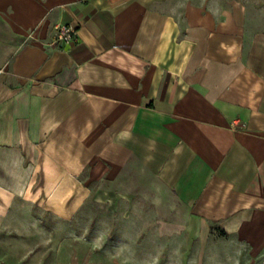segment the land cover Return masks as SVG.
<instances>
[{"label": "crops", "instance_id": "1", "mask_svg": "<svg viewBox=\"0 0 264 264\" xmlns=\"http://www.w3.org/2000/svg\"><path fill=\"white\" fill-rule=\"evenodd\" d=\"M94 180L264 254V0H0V207Z\"/></svg>", "mask_w": 264, "mask_h": 264}, {"label": "rangeland", "instance_id": "2", "mask_svg": "<svg viewBox=\"0 0 264 264\" xmlns=\"http://www.w3.org/2000/svg\"><path fill=\"white\" fill-rule=\"evenodd\" d=\"M89 185L87 200L66 219L43 199H7L0 207V264H264V254L251 255L213 224L208 233H178L183 215L175 206L145 203L109 183Z\"/></svg>", "mask_w": 264, "mask_h": 264}, {"label": "built area", "instance_id": "3", "mask_svg": "<svg viewBox=\"0 0 264 264\" xmlns=\"http://www.w3.org/2000/svg\"><path fill=\"white\" fill-rule=\"evenodd\" d=\"M56 44L61 47L69 46L77 41V31L72 26L58 25L56 27Z\"/></svg>", "mask_w": 264, "mask_h": 264}, {"label": "trees", "instance_id": "4", "mask_svg": "<svg viewBox=\"0 0 264 264\" xmlns=\"http://www.w3.org/2000/svg\"><path fill=\"white\" fill-rule=\"evenodd\" d=\"M223 234H225V233L223 232Z\"/></svg>", "mask_w": 264, "mask_h": 264}]
</instances>
